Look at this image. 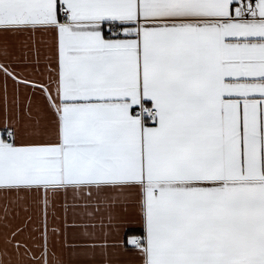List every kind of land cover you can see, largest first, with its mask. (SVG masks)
<instances>
[{"label": "snow or ice", "instance_id": "1", "mask_svg": "<svg viewBox=\"0 0 264 264\" xmlns=\"http://www.w3.org/2000/svg\"><path fill=\"white\" fill-rule=\"evenodd\" d=\"M0 264H264V0H0Z\"/></svg>", "mask_w": 264, "mask_h": 264}]
</instances>
